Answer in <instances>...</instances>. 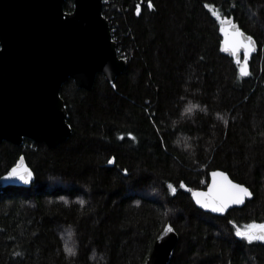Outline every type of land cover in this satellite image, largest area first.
I'll use <instances>...</instances> for the list:
<instances>
[{
    "label": "trees",
    "instance_id": "1",
    "mask_svg": "<svg viewBox=\"0 0 264 264\" xmlns=\"http://www.w3.org/2000/svg\"><path fill=\"white\" fill-rule=\"evenodd\" d=\"M151 2L103 0L127 67L89 91L62 85L64 143L0 144V264H144L167 224L169 264H264V242L235 235L264 223V0ZM217 15L258 45L247 77L220 53ZM20 157L23 186L6 178ZM214 170L253 199L224 216L197 209Z\"/></svg>",
    "mask_w": 264,
    "mask_h": 264
},
{
    "label": "water",
    "instance_id": "2",
    "mask_svg": "<svg viewBox=\"0 0 264 264\" xmlns=\"http://www.w3.org/2000/svg\"><path fill=\"white\" fill-rule=\"evenodd\" d=\"M64 1L0 0V144L21 146L24 139H30L50 149L56 148L71 135L60 97L62 85L71 79L77 89L89 91L97 74L113 83L127 67L126 60L118 55L109 22L102 14L103 0H72L71 12L64 11ZM233 23L244 32L233 17L220 19L219 50L234 61L240 75L243 68L246 74L241 76L247 77L249 62L257 54L258 45L253 38L247 59L243 47L233 56ZM221 28L229 33L228 37ZM226 39L228 51L223 50ZM14 168L18 174H24L25 169L29 171L23 157ZM213 172L223 175L214 178ZM10 179L17 186L26 184L15 177ZM214 179L213 195H226L227 181L239 184L227 173L214 170L209 174L206 188L195 192L207 193ZM191 199L200 211L224 216L232 209L242 208L253 199V194L241 204H229L223 213L201 208L193 195ZM164 228L144 264L170 263L178 234L173 227L172 232L165 234Z\"/></svg>",
    "mask_w": 264,
    "mask_h": 264
},
{
    "label": "snow or ice",
    "instance_id": "3",
    "mask_svg": "<svg viewBox=\"0 0 264 264\" xmlns=\"http://www.w3.org/2000/svg\"><path fill=\"white\" fill-rule=\"evenodd\" d=\"M149 8H153L154 5L149 0L148 3ZM205 7L207 8L208 5L206 4ZM137 13L140 12V5H137ZM215 15V13H214ZM217 19L220 20V16L217 15ZM232 43H231V51L233 56L237 55L238 49L243 47L245 49V58L247 59V51L251 48V44L253 42V37L250 35H245L244 32H242L234 23L232 24ZM221 31L224 32V35L226 37L229 36V33L224 31L223 28H221ZM239 37L240 39L237 40L236 38ZM243 41H247L248 43H243ZM229 44V41L226 39L225 41V47L224 51H228L229 47L227 46ZM237 63H239V60H237ZM241 75L246 74L244 72V69H240ZM221 119H223L221 117ZM227 121H225L226 123ZM129 136L131 137V133H129ZM134 138V137H132ZM111 163V160L109 161ZM125 174H127L128 170L124 169ZM32 173L29 172L27 169L24 170V174H18L16 169L13 168L11 171L7 173L6 178H12L15 177L17 179H20L24 182H28V180L31 178ZM213 177L222 176V173L213 172ZM226 179V178H225ZM167 187L171 190L172 194H175L177 189L173 186V184L169 183ZM181 188L184 187L183 184L180 185ZM216 189V181L214 179L213 185L209 188V191L207 193H201V192H193L192 195L195 198V203L199 205L201 208L209 209L214 213H223L225 212V209L229 206V204H241L245 197L251 196L252 193L249 192L248 188L245 187L243 184H236L232 183L231 181H227V188H226V195H213L214 191ZM84 202L81 201V204ZM138 203V202H137ZM231 223V221H229ZM173 231V228L171 225H166L164 228V233H170ZM235 235L237 237H242L249 243L251 242H264V223L257 224V223H251L247 225L246 229L240 230L239 228H236ZM66 251H69L71 254H75L72 252L71 249H66Z\"/></svg>",
    "mask_w": 264,
    "mask_h": 264
}]
</instances>
